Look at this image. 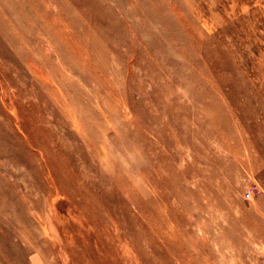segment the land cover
Masks as SVG:
<instances>
[{"label":"rangeland","instance_id":"374dc122","mask_svg":"<svg viewBox=\"0 0 264 264\" xmlns=\"http://www.w3.org/2000/svg\"><path fill=\"white\" fill-rule=\"evenodd\" d=\"M157 2L37 0L32 65L0 35V264H264V0Z\"/></svg>","mask_w":264,"mask_h":264},{"label":"bare ground","instance_id":"6f19581e","mask_svg":"<svg viewBox=\"0 0 264 264\" xmlns=\"http://www.w3.org/2000/svg\"><path fill=\"white\" fill-rule=\"evenodd\" d=\"M1 2H2V0H0ZM37 2V0H3V7L7 10L6 12H4L3 10H2V7H1V5H0V35L2 36V38L3 39H5L6 41H8L9 42V44L14 48V50H15V52L17 53V55H19V57L21 58V59H26L31 65H32V63H36L37 61H43V59H44V57L46 56V54H45V51H44V49H43V46L39 43V42H35L33 45H31V43L29 42V39H31V35L33 34V32H34V30L36 29V28H38V27H42V28H45L46 29V26H45V22H44V20H43V18L42 17H39L38 18V14H37V12H35L34 11V4ZM41 2V1H40ZM43 2V1H42ZM62 3V6L59 8V12H69L70 14H71V16L73 17L71 20H73V22L71 23V25L72 24H75V25H81V24H83V22L80 20V19H77L76 17H75V15H74V13H73V11L70 9V7L68 6V4L64 1V2H61ZM142 3L144 4V6L146 5V4H149L150 6H153V7H159L160 6V4L157 2V0H142ZM47 4V3H46ZM82 5H83V3H82ZM172 5V4H171ZM45 6H47V5H45ZM137 7H139V5L136 3V5H134L133 6V8H132V12L133 11H135L136 9H137ZM172 7V6H171ZM150 8H148V10H149ZM77 10V9H76ZM85 10V9H84ZM178 10V9H177ZM53 11H54V9H53ZM56 11V10H55ZM108 12V11H107ZM53 13V12H52ZM54 14H55V12H54ZM77 14V13H76ZM101 14H104V13H101ZM174 14V13H173ZM40 16V15H39ZM56 16V15H55ZM54 16V17H55ZM54 17L52 18V19H54ZM57 17V16H56ZM60 17V16H59ZM58 18V17H57ZM83 18V17H82ZM194 18V17H193ZM59 19V18H58ZM25 21H26V23H25ZM50 23H49V25L50 26H52L53 24H54V22H52V21H49ZM55 22H57L56 20H55ZM184 22V21H183ZM48 23V22H47ZM65 23V22H64ZM54 27V26H53ZM63 27H64V25H63ZM65 27H67V26H65ZM188 27V26H187ZM58 28H59V26H58ZM70 28V27H69ZM190 28V27H189ZM55 29V28H54ZM63 29V28H62ZM67 29V28H66ZM56 30V29H55ZM54 30V31H55ZM64 30V29H63ZM68 30V29H67ZM191 30H192V27H191ZM57 31V30H56ZM55 31V32H56ZM201 31V30H200ZM59 32V31H58ZM65 32V31H64ZM73 32V31H72ZM188 32H189V30H188ZM194 32V31H193ZM198 32V31H197ZM48 33V32H47ZM63 33V32H62ZM190 33V32H189ZM46 34V33H45ZM52 34V33H51ZM75 34H76V36H75ZM43 35V34H42ZM60 35V34H59ZM61 36V35H60ZM67 36V35H66ZM65 36V37H66ZM72 36V35H71ZM74 36L78 39V41L80 40L81 42H83L84 44H86V45H89V46H92V47H95V48H97L98 47V44H97V40H96V38L94 37V35L93 34H91V32H90V30H86L85 32H83V33H74ZM102 36V35H101ZM70 37V36H69ZM191 37H192V35H191ZM194 37V36H193ZM45 38V37H44ZM52 39L55 41V40H58L59 38H58V36L57 35H53L52 36ZM192 40L194 39V38H191ZM61 40H63L64 41V39H61ZM105 40V39H104ZM195 40V39H194ZM197 40V39H196ZM67 42H68V40H66ZM69 41H70V39H69ZM79 41V42H80ZM76 42V41H75ZM55 43V42H54ZM77 43V42H76ZM194 43H196V42H193V44ZM198 43V42H197ZM196 43V44H197ZM56 44V43H55ZM72 44V43H71ZM79 44V43H78ZM132 44V43H131ZM8 45V44H7ZM195 45V44H194ZM9 46V45H8ZM73 46V45H72ZM80 46V45H79ZM81 46H83V45H81ZM196 46V45H195ZM49 47H51V45L49 46ZM201 47V46H200ZM52 49H53V47H51ZM85 48V47H84ZM199 48V47H198ZM200 49V48H199ZM74 50H75V48H74ZM76 51H78V50H76ZM75 51V52H76ZM85 51V50H84ZM83 51V52H84ZM203 52V51H202ZM37 53H39V56H40V59L41 60H39V59H37V57H36V54ZM77 53V52H76ZM79 53H80V51H79ZM201 53V52H200ZM84 54V53H83ZM112 54V53H111ZM110 54V55H111ZM81 55V54H80ZM79 55V56H80ZM38 56V55H37ZM83 56V55H82ZM85 58V57H84ZM91 58V57H90ZM36 60V61H35ZM194 60V59H193ZM87 61V60H86ZM86 63H88V61L86 62ZM93 63V62H92ZM91 63V64H92ZM90 64V65H91ZM55 65V64H54ZM87 65V64H86ZM93 65V64H92ZM46 66V65H45ZM63 66V65H62ZM35 69H36V67H35ZM93 69V68H92ZM98 70V69H97ZM42 71V70H41ZM102 71V70H101ZM130 71V70H129ZM100 72V71H99ZM68 73V72H67ZM200 74H201V72H200ZM42 75V74H41ZM202 75V74H201ZM43 76V75H42ZM101 76V75H100ZM203 76V75H202ZM104 77V76H103ZM109 77H110V75H109ZM212 77V76H211ZM205 79L207 78V77H204ZM102 79V78H101ZM208 79V78H207ZM210 80V79H209ZM107 81V80H106ZM217 84V83H216ZM109 85V84H108ZM213 85V84H212ZM214 85H215V81H214ZM219 86V85H218ZM216 87V86H215ZM177 88V87H176ZM110 90V89H109ZM112 90V89H111ZM115 92V91H114ZM175 93V92H174ZM112 94V93H111ZM115 94V93H114ZM114 98V97H113ZM173 98H176V96L175 97H172V100H173ZM179 97L177 96V99H178ZM177 99H175L176 101H177ZM201 99V98H200ZM174 101V100H173ZM175 101V102H176ZM98 104V103H97ZM163 104H165V103H163ZM165 105H167V104H165ZM166 107V106H165ZM97 108V107H96ZM163 108V107H162ZM166 109V108H165ZM163 110V109H162ZM101 111V110H100ZM108 115V114H107ZM37 126V125H36ZM38 127V126H37ZM36 127V128H37ZM41 131V130H40ZM44 134V133H43ZM34 137V136H33ZM34 140V139H33ZM91 144H93V143H91ZM35 146H36V144H34ZM92 146V145H91ZM94 147V146H93ZM55 148V147H54ZM92 148V147H91ZM96 149V148H95ZM94 149V150H95ZM46 162V161H45ZM54 162V161H53ZM65 163V162H64ZM100 163V162H99ZM44 164V163H43ZM46 164V163H45ZM49 166V165H48ZM117 166V165H116ZM165 166V165H164ZM45 167V166H44ZM46 168V167H45ZM48 168V167H47ZM167 168V167H166ZM49 169H50V167H49ZM48 169V170H49ZM168 169V168H167ZM40 170V169H39ZM111 170V169H110ZM51 171V170H50ZM158 171V170H157ZM43 172V171H42ZM41 173V172H40ZM43 173H45V172H43ZM53 173V172H52ZM116 173V172H115ZM51 174V173H50ZM49 174V175H50ZM147 176H148V174H147ZM47 177V176H46ZM54 177V176H53ZM56 178V177H55ZM115 178V177H114ZM146 178V177H145ZM147 179V178H146ZM129 180H130V178H129ZM131 181V180H130ZM53 182H55V181H53ZM115 182V181H114ZM125 182H127V180L125 181ZM160 183V182H159ZM83 184V183H82ZM128 184V183H127ZM55 186H57V185H55ZM86 187V186H85ZM51 188V187H50ZM54 188V187H53ZM56 188V187H55ZM53 190V189H52ZM57 191V190H56ZM60 191V190H59ZM88 191V190H87ZM61 192V191H60ZM90 193V192H89ZM210 193V192H209ZM91 194V193H90ZM26 200V199H25ZM70 200V199H69ZM71 201V200H70ZM85 201V200H84ZM72 202V201H71ZM89 202V201H88ZM33 203H31V205H32ZM86 204V203H85ZM34 206V205H33ZM32 207V206H31ZM92 207V206H91ZM92 210H93V208H91ZM90 210V209H89ZM210 210V209H209ZM32 211H33V209H32ZM80 211V210H79ZM108 211V210H107ZM170 211H172V210H170ZM28 212V211H27ZM90 212V211H89ZM93 212V211H92ZM97 211H95V213H96ZM98 212H99V210H98ZM126 212V211H125ZM56 214V213H55ZM100 214H102L101 212H100ZM100 214H98V215H100ZM104 214V213H103ZM211 214V213H210ZM31 215V214H30ZM37 215V214H36ZM97 215V214H96ZM128 215H130L129 213H128ZM32 216V215H31ZM39 216V215H38ZM37 216V217H38ZM56 216V215H55ZM54 216V217H55ZM41 217H43L42 215H41ZM41 217H39L40 219H41ZM107 217H108V215H107ZM112 217V216H111ZM93 218V217H92ZM98 219V218H97ZM110 219V218H109ZM52 220V219H51ZM115 220V219H114ZM135 220V219H134ZM94 221V220H93ZM112 221V220H111ZM45 222V221H44ZM97 222V221H96ZM163 222V221H162ZM99 223H100V221H99ZM138 223V222H137ZM187 223V222H186ZM185 223V224H186ZM42 224V223H41ZM100 225V224H99ZM184 224H182V226H183ZM190 225V224H189ZM166 226H167V224H166ZM204 226V225H203ZM47 227V226H46ZM102 227V226H101ZM110 227V226H109ZM117 227V226H116ZM168 227V226H167ZM170 227V226H169ZM188 227V226H187ZM142 228H143V226H142ZM146 228V227H145ZM183 228V227H182ZM82 229V228H81ZM135 229H137L136 227H135ZM147 229V228H146ZM170 229V228H169ZM173 229V228H172ZM244 229V228H243ZM98 230V229H97ZM117 230V229H116ZM145 230V229H144ZM149 230V229H148ZM155 230V229H154ZM84 231V230H83ZM118 231V230H117ZM134 231V230H133ZM245 231H247V230H245ZM112 232V231H111ZM157 232V231H156ZM155 232V233H156ZM173 232H175V231H173ZM172 232V233H173ZM254 232V231H253ZM98 233V232H97ZM114 233V232H113ZM143 233H144V231H143ZM145 233H149V232H147V231H145ZM144 233V234H145ZM183 233H184V231H183ZM186 233V232H185ZM259 233V232H258ZM63 234V233H62ZM122 234H124V233H122ZM154 234V233H153ZM157 234V233H156ZM191 234H194V233H192L191 232ZM247 234V233H246ZM256 234V233H255ZM85 235V234H84ZM83 235V236H84ZM90 235H91V233H90ZM94 235V234H93ZM99 235V234H98ZM110 235V234H109ZM149 235H150V233H149ZM160 235V234H159ZM162 236H164L163 234H161ZM174 235V234H173ZM60 236V235H59ZM125 236H126V234H125ZM147 236V235H146ZM151 236V235H150ZM241 236V235H240ZM85 237H86V235H85ZM112 237H113V235H112ZM121 237V236H120ZM172 237H174V236H172ZM243 237V236H242ZM91 238V237H90ZM105 238H106V236H105ZM110 238V237H109ZM127 238V237H126ZM133 238V237H132ZM142 238V237H141ZM146 238H148V237H146ZM153 238H155V237H153ZM161 238V236L159 237V239ZM166 238V237H165ZM195 238V237H194ZM197 238V237H196ZM70 239V238H69ZM83 239V238H82ZM97 239V238H96ZM115 239V238H114ZM122 239V238H121ZM120 239V240H121ZM151 239H152V237H151ZM177 239H180L179 237L177 238ZM192 239V238H191ZM67 240V239H66ZM85 240H86V238H85ZM116 240V239H115ZM123 240V239H122ZM141 240H143V239H141ZM149 240H150V237H149ZM196 240V239H195ZM68 241V240H67ZM92 241V240H91ZM107 241V240H106ZM113 241V240H112ZM152 241V240H151ZM153 241H154V239H153ZM152 241V242H153ZM156 241V240H155ZM170 241V240H169ZM179 241V240H178ZM185 241H186V239H185ZM83 242V241H82ZM128 242H129V240H128ZM145 242H146V239H145ZM156 242H158V241H156ZM163 242V241H162ZM177 242V241H176ZM68 243V242H67ZM107 243V242H106ZM110 243V242H109ZM113 243V242H112ZM111 243V244H112ZM130 243V242H129ZM132 243V242H131ZM142 243H143V241H142ZM147 243V242H146ZM149 243V242H148ZM196 243V242H195ZM98 244H99V242H98ZM170 244V243H169ZM169 244H167L168 246H169ZM174 244H176L175 243V241H174ZM198 245H199V243H197ZM100 245V244H99ZM117 245V244H116ZM150 245H151V243H150ZM155 245V244H154ZM162 245V244H161ZM167 245H166V247H167ZM197 245V246H198ZM72 246V245H71ZM109 246H110V244H109ZM119 246V245H118ZM153 246V245H152ZM157 246V245H156ZM175 246V245H174ZM177 246V245H176ZM175 246V247H176ZM178 246H181V245H178ZM177 246V247H178ZM234 246V245H233ZM80 247V246H79ZM78 247V248H79ZM85 247V246H84ZM83 247V248H84ZM116 247V246H115ZM127 247V246H126ZM164 247V246H163ZM186 247V246H185ZM200 247V246H199ZM245 247V246H244ZM109 248V247H108ZM119 248V247H118ZM122 247H120V249H121ZM132 248V247H131ZM137 248H138V246H137ZM160 248V247H159ZM179 248V247H178ZM181 248H183V247H181ZM180 248V249H181ZM110 249H112V247L110 248ZM133 249V248H132ZM147 249V248H146ZM149 249V248H148ZM170 249H172V248H170ZM113 250V249H112ZM124 250V249H123ZM126 250V249H125ZM127 250H129V249H127ZM175 250H177L176 248H175ZM183 250V249H182ZM236 250V249H235ZM103 251H105V250H103ZM132 251H134V250H132ZM136 251V250H135ZM139 251H140V249H139ZM143 251V250H142ZM146 251V250H145ZM169 251V250H168ZM184 251V250H183ZM182 251V252H183ZM244 251V250H243ZM88 252V251H87ZM128 252V251H127ZM167 252V251H166ZM172 252L174 253V252H176V251H174V250H172ZM178 252H181V251H178ZM186 252H188L187 250H186ZM112 253V252H111ZM145 253H147V251L145 252ZM177 253V252H176ZM189 253V252H188ZM212 253V252H211ZM131 254H132V252H131ZM130 254V255H131ZM144 254V253H143ZM151 254V253H150ZM164 254V253H163ZM208 254H210V252L208 251ZM152 255V254H151ZM155 255V254H154ZM172 255V254H171ZM186 255V254H185ZM185 255H183V256H185ZM211 255V254H210ZM213 255V254H212ZM101 256V255H100ZM132 256H134V255H132ZM144 256H145V254H144ZM148 256V255H147ZM177 256V255H176ZM188 256H189V254H188ZM80 257V256H79ZM146 257V256H145ZM154 256H152V258H153ZM157 257V256H156ZM181 257V256H180ZM124 258V257H123ZM127 258V257H126ZM129 258H130V256H129ZM138 258V257H137ZM182 258V257H181ZM103 259V258H102ZM133 259V258H132ZM177 259V258H176ZM189 259V258H188ZM89 260V259H88ZM125 260V259H124ZM128 260V259H127ZM134 260V259H133ZM147 260H148V258H147ZM152 260V259H151ZM154 260V259H153ZM155 260H157V259H155ZM174 260V259H173ZM179 260H180V258H179ZM120 261V260H119ZM140 261V260H139ZM144 261V260H143ZM142 261V262H143ZM181 262L180 263H182V260H180ZM187 261V260H186ZM138 262V261H137ZM152 263V262H151ZM150 263V264H151ZM155 263V262H154ZM159 263V262H158ZM164 263V262H163ZM184 263V262H183ZM72 264H73V261H72ZM90 264V263H89ZM110 264V263H109ZM132 264V263H131ZM141 264V263H140ZM157 264V263H156ZM160 264H162V263H160ZM187 264V263H186ZM190 264V263H189Z\"/></svg>","mask_w":264,"mask_h":264},{"label":"built area","instance_id":"2783aa9c","mask_svg":"<svg viewBox=\"0 0 264 264\" xmlns=\"http://www.w3.org/2000/svg\"><path fill=\"white\" fill-rule=\"evenodd\" d=\"M254 193V188L249 187L245 192H244V197L246 199L250 198Z\"/></svg>","mask_w":264,"mask_h":264},{"label":"crops","instance_id":"0c3cea01","mask_svg":"<svg viewBox=\"0 0 264 264\" xmlns=\"http://www.w3.org/2000/svg\"><path fill=\"white\" fill-rule=\"evenodd\" d=\"M31 261H32V264H37V259L36 258H32Z\"/></svg>","mask_w":264,"mask_h":264}]
</instances>
